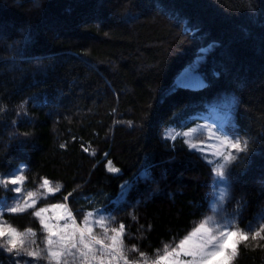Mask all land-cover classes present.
Here are the masks:
<instances>
[{"label":"trees","instance_id":"16d2710c","mask_svg":"<svg viewBox=\"0 0 264 264\" xmlns=\"http://www.w3.org/2000/svg\"><path fill=\"white\" fill-rule=\"evenodd\" d=\"M25 28L31 40L22 49ZM212 42L219 47L199 70L211 87L176 89ZM220 95L235 97L229 116L256 141L252 166L236 171L246 229L262 198L252 180L264 168V0H42L41 10L0 0V174L20 164L30 182L72 192L77 212L122 209L114 219L149 257L183 239L210 201L211 166L163 132L207 115ZM108 161L121 173H108ZM146 170L156 183L137 187ZM9 220L38 227L26 214ZM232 264H264V241L242 245Z\"/></svg>","mask_w":264,"mask_h":264},{"label":"snow or ice","instance_id":"6c2138e0","mask_svg":"<svg viewBox=\"0 0 264 264\" xmlns=\"http://www.w3.org/2000/svg\"><path fill=\"white\" fill-rule=\"evenodd\" d=\"M20 0H17L19 3ZM33 9L41 10L42 0H29ZM252 11H257L252 9ZM185 20V25H187ZM22 36L18 43L21 48H26L31 40L30 32L27 28L22 29ZM196 30L185 27V32ZM219 47L216 42H212L206 47L199 49L200 57H197L193 62L199 65L205 53H210L214 48ZM39 59V57H36ZM196 72L193 83L177 81L176 89H207L211 87L209 83L204 82L199 68L193 69ZM214 77H219V72H213ZM234 105H236L235 97L231 102L223 105L226 109V117L231 114ZM23 104L19 106L23 111ZM187 107V106H186ZM20 115V112L17 113ZM26 116L27 113L25 112ZM175 115V114H174ZM203 117V113L196 116V119ZM147 119V118H146ZM16 122L13 121V124ZM130 126L131 121L127 122ZM208 133V140L215 139L217 144L212 145L215 151L212 156L216 159H207V164L211 166L212 187L217 184H223L224 189H221L219 201L222 203L225 199L232 202L235 197L233 195L234 186L236 184L235 173L242 169L243 173H247L252 166V158L257 154L252 146L256 143L254 139H245L239 131V125L233 124V130L230 134H225L215 125H205ZM196 129L185 131L183 135L188 137ZM14 135H17L14 133ZM28 136V133L22 134ZM18 138V136H17ZM165 142L167 137H164ZM201 140L202 137H198ZM175 140V137H173ZM21 144H26L27 141H21ZM190 149L201 151L198 149L196 142L189 143ZM167 146V145H166ZM64 147V145H61ZM264 157V151L259 154ZM172 159H175L173 156ZM22 173L23 168H18L12 173L5 174L4 178H0V188H3L6 193L13 194V198L21 197V185H23L25 176ZM107 172L111 174L121 173V169L112 166V162L108 161ZM259 180L264 187V171L259 174ZM143 182L146 185L156 183L150 171H144L138 177V184ZM125 184L121 187L124 188ZM41 187L49 194V197L58 198L57 194L62 197V202L52 203L48 197L44 200H38L37 193L28 191L27 195L22 199H16L14 204L5 205L0 209V250L7 253L9 264H42L43 261H48V264H147L145 259L146 254L137 246L133 245L130 249L131 253L136 256L130 257L129 250L125 246L126 227L124 223L118 225L114 222L116 213L122 209H110L107 206L103 210H92V205L88 209L81 207L77 212L71 205L70 197H73L72 192L66 195L61 192V186L57 184L51 187L48 179H44ZM123 196H121V199ZM74 199V197H73ZM237 209L233 213L234 217H242L243 209L246 203L241 197L237 201ZM216 205L213 204L211 211L215 212ZM226 210V209H225ZM105 212L108 213L107 217ZM28 214L34 217L38 222L39 228L43 233V245L33 247L36 243L35 237L37 233L28 229L27 232H20L16 227L5 222V215ZM264 219V217H261ZM249 238L255 241L259 238L264 241V223H260L255 230H242L233 226L232 221L214 226L208 221L200 223L194 230L185 238L180 239L175 246L165 247L164 254L153 259L152 264H232L233 260L238 255L239 246L248 241Z\"/></svg>","mask_w":264,"mask_h":264},{"label":"rangeland","instance_id":"374dc122","mask_svg":"<svg viewBox=\"0 0 264 264\" xmlns=\"http://www.w3.org/2000/svg\"><path fill=\"white\" fill-rule=\"evenodd\" d=\"M208 53L204 54L207 55ZM205 59H201L199 65H195L193 64V66H191L190 68H186L184 71L181 72V74L178 76V78L176 79V83L177 81H183V82H187V83H193L194 82V77L196 75V72L193 71L194 68L198 67L199 70L201 69V65L204 62ZM205 63V62H204ZM203 79V78H202ZM233 97L228 96V95H220L214 99H211L209 102H207L206 107L207 110L209 111V113L203 114L206 116H204L203 119H189L186 122H184L183 124H181L180 127H169L166 130H164L163 135L164 137H167V140H173V137H175L176 139H183V141H188L189 143L191 142H196L198 149H200L201 151H195L190 149L189 144L186 143V145L188 146L189 150L192 152H195L199 155H201L205 161H207V159H216V157L212 156V152L215 151V148L212 147V145H215L218 143V141H216L215 139L213 140H208V133L207 130L205 128V125H215L216 128H219L222 130L223 133L225 134H230V132L233 130V124H235V121H233L232 118H228V116L226 117L225 113H226V109L223 107V105L227 102H231ZM233 111V110H232ZM188 123L191 125L188 126ZM190 129H196L195 132H192L188 137H185L183 135V133L185 131H189ZM198 137H202V142L201 140H198ZM23 168V172L19 173L17 172L16 174H23L25 176V180L23 185H21V197H16L13 198V194L11 193H6L5 190L3 188H0V209H3L5 207V205H10V204H14L16 202V199H22L24 196L27 195L28 191H32L37 193V198L38 200H44L45 197H49V194L46 193L43 188L41 187L42 182L40 183H32L29 181V178L27 176V173L25 171V168L20 165L17 164L16 168L8 173L5 174H9L14 172L15 170H17L18 168ZM261 171H264L263 169H260L258 171V173L256 174L255 178L252 180V185L253 187H255V189H257L260 194H262V198H261V203L259 205V217L257 218V220L255 221V223L250 226L249 228H241L239 226V221H242V218H244V210L242 213V217H234L233 213L235 212V210L237 209V201L241 200V197H243L244 200V196L243 193L241 192V190L243 189V183L241 182V180L239 179V176H237V172L235 173V177H236V184L234 186V190H233V195L235 197V199L232 202H229L228 199H225L224 202H220L219 201V194L221 189H224L225 186L223 184H217L215 186V188L212 187V183H211V190H210V194H209V207H208V211L206 213V215L203 217V219H201L200 221L196 222L192 228L191 231L188 232L187 235H189L195 227L199 226L200 223H203L204 221H208L210 224L214 225V226H218L219 224H223V223H227L228 221H232L233 226L237 227V228H241L242 230H248V229H252L255 230L256 228H258L259 224L262 223V219L261 217H264V187H262L261 182L259 180V174ZM5 174H0V178H4ZM214 175V173L212 174V176ZM51 187H55L57 184L56 183H52L49 182ZM128 190V188H126ZM215 204L216 205V211L213 212L211 211V207L212 205ZM226 209V210H225ZM24 214H19V215H10V214H6L4 219L5 222L8 224H11L13 227H16L18 231L20 232H27L28 229H31L32 231L37 233V236L35 237V241L36 243L33 245V247H37V246H42L43 245V233L39 228V224L37 221H35L34 217L30 216L31 219L33 221L36 222V225L38 226L37 228L33 227V224H27L26 228L22 229L16 225H14L10 220L9 217L11 216H21ZM28 215V214H26ZM108 213L105 212V216L107 217ZM115 224H119V222L114 219V220H110L109 223ZM37 229V230H36ZM186 235V236H187ZM185 236V237H186ZM184 237V238H185ZM179 241L165 245L159 252H157L154 256L149 257V256H145V259L147 260V264H152L153 259L157 258L159 255H163L164 254V250L165 247L167 246L168 249L170 250L171 247L175 246V244H177ZM258 242H261V240L259 238H257V240L253 241L251 240V238H249L248 241L243 242L239 248H238V254H239V249L242 245L248 244V245H252V244H256ZM134 245V243L132 241H130V238H126V232H125V246L126 249L129 250V256L130 257H134L136 256L135 253H131L130 249L131 247ZM5 255L7 262L9 263V258L7 256V253H3L2 250H0V256L1 255ZM238 257V255H237ZM236 257V258H237ZM235 258V259H236ZM235 259L233 260V262L235 261ZM232 262V263H233ZM0 264H3L1 262V257H0ZM42 264H48V261H43Z\"/></svg>","mask_w":264,"mask_h":264}]
</instances>
